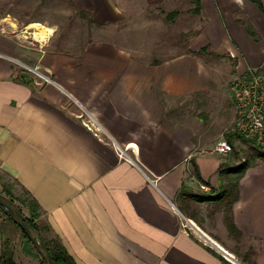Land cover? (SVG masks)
<instances>
[{"label":"crops","instance_id":"1","mask_svg":"<svg viewBox=\"0 0 264 264\" xmlns=\"http://www.w3.org/2000/svg\"><path fill=\"white\" fill-rule=\"evenodd\" d=\"M193 10L200 26L192 36L182 26L180 42L171 29L164 41L151 30L148 45L102 38L78 54L0 32V172L33 199L36 223L76 264H238L222 244L240 245L242 264H264V163L254 157L237 178L238 149L213 151L235 134L230 81L264 72V12L249 0H200ZM33 70L44 81L17 76ZM227 200L238 235L225 224ZM179 207L197 212L195 226L232 257L185 229ZM5 240L0 233V254ZM13 252L15 264H39L22 241Z\"/></svg>","mask_w":264,"mask_h":264},{"label":"rangeland","instance_id":"2","mask_svg":"<svg viewBox=\"0 0 264 264\" xmlns=\"http://www.w3.org/2000/svg\"><path fill=\"white\" fill-rule=\"evenodd\" d=\"M156 1L158 3L154 5H137L135 0H0V32L12 35L30 48L49 47L50 50L69 54H78L88 42L102 38L111 39L112 37L115 38L114 40L122 41L126 46H135L136 43L148 45L151 30H156L153 33L161 36L164 41L166 29H171L174 31L175 41L180 42L179 32L181 27L187 23L190 26L191 36L197 32L201 20H198V17L190 12L194 8V0ZM106 4L114 13L112 18L104 15L103 5L106 6ZM172 10L178 11L180 16L173 20H167L165 16ZM149 20L151 22H148ZM32 24H41L52 30L45 42L33 38L31 35L33 29L30 27ZM134 29L137 31V37ZM202 54L211 62H220L221 56L215 53L205 50ZM147 57L151 60L155 58L151 54H147ZM25 73L32 84L35 79L44 81V76L35 70ZM70 108L76 111L74 106H70ZM229 140L233 147L232 152L236 148L239 151V153L236 152L240 154L239 157H244L243 163L249 165L254 162L253 159L258 150L252 143L245 141L236 134H233ZM3 189L10 191L22 215L28 217V211L32 206L30 196L20 189L10 177L0 172L1 193H3ZM222 209L224 216L229 213V200L224 202ZM180 211L187 219L186 224L190 225V222H193L194 225L202 228L197 218L191 217V215L197 216V212L194 210L187 212L181 208ZM213 212V207L211 210L201 211L202 215L207 214L208 216H213ZM39 226L42 227V224ZM42 232L46 239L53 236L51 232L44 230ZM0 233L13 247H19L22 241L34 251L38 260L40 259L32 245L23 238L19 228L8 220L2 209H0ZM221 246L233 255L238 264H242L243 260L240 262V257L234 253L241 249L240 245L235 244L234 247H230L229 244H222Z\"/></svg>","mask_w":264,"mask_h":264},{"label":"built area","instance_id":"3","mask_svg":"<svg viewBox=\"0 0 264 264\" xmlns=\"http://www.w3.org/2000/svg\"><path fill=\"white\" fill-rule=\"evenodd\" d=\"M229 93L234 103L235 119L231 131L264 152V72L259 69H248L244 74L235 75L229 84ZM232 144L225 137H221L214 144L213 151L221 156L232 152ZM119 157H125L123 152H118ZM201 189L207 190L204 185ZM183 218V227L188 228L198 235L205 244L214 246L223 256L224 251L217 243L207 237L194 224H186ZM187 222V221H186Z\"/></svg>","mask_w":264,"mask_h":264},{"label":"trees","instance_id":"4","mask_svg":"<svg viewBox=\"0 0 264 264\" xmlns=\"http://www.w3.org/2000/svg\"><path fill=\"white\" fill-rule=\"evenodd\" d=\"M249 1L253 2L262 12H264V5H262L261 0H249ZM194 2H195V5H194L193 12L194 13H197V11H199V9H200V0H194ZM177 14H178L177 11L169 12L166 15V18L172 19ZM17 76H26V73L23 74V73H21L19 71L18 74H17ZM228 139H229V137H228ZM255 158L258 159L260 162L264 163V152H258V153H256ZM247 166H248L247 163H242V164H240V165H238L236 167L235 170H236V173L238 175L237 178L240 177V175L242 174V172L244 171V169ZM2 191H3V193L7 197H9V198H11L13 200L12 195H11V193H10V191L8 189L7 190L3 189ZM184 196L190 198L191 200H193L195 202L220 201L222 199V195L221 194L220 195H217V196H214V197L198 196V195H192V194H188V195H184ZM31 200H32V206H31V208L28 211V214H29L28 217H25L24 216L25 217V220L30 225H32L36 230L39 231L41 237L44 240L45 245L47 246V249H48V251H49V253L51 255V258L54 261V263L55 264H76L75 261L73 260V258L68 254V252L66 251V249L64 248V246L61 244V242H60V240H59V238L57 236L53 235L49 239H46L43 236L42 230L47 231V232H51V229H50V227L48 225L42 224V227H40L39 224L36 223V219L38 217L37 204L33 201V199H31ZM6 217L8 218V220L10 222H12L7 215H6ZM12 224H14V223L12 222ZM225 224H226L227 229H228V231H229V233L231 235H233V236L234 235H238L237 231L235 230V228H234V226H233V224L231 222V218H230V215L229 214H227L225 216ZM14 225L17 226L16 224H14ZM21 234H22L23 238L29 244H31L30 241L26 238V236L22 233V231H21ZM13 255H14V252H13L12 245L8 242V240H5L3 242V244H2V251H1V254H0V264H15ZM39 264H44L41 259H39Z\"/></svg>","mask_w":264,"mask_h":264},{"label":"water","instance_id":"5","mask_svg":"<svg viewBox=\"0 0 264 264\" xmlns=\"http://www.w3.org/2000/svg\"><path fill=\"white\" fill-rule=\"evenodd\" d=\"M0 208L9 217V219L19 227L22 233L30 241L32 247L40 257V259L43 261V263L55 264L39 231L25 220V217L22 215L18 205L11 198L7 197L1 192Z\"/></svg>","mask_w":264,"mask_h":264},{"label":"bare ground","instance_id":"6","mask_svg":"<svg viewBox=\"0 0 264 264\" xmlns=\"http://www.w3.org/2000/svg\"><path fill=\"white\" fill-rule=\"evenodd\" d=\"M30 27L33 29V32H31V35L33 36L34 39H36L37 41H40V42H45L47 40V38L49 37L50 33L52 32V30L50 28H46V27L42 26L41 24H32ZM225 253L229 257H232L227 252H225Z\"/></svg>","mask_w":264,"mask_h":264}]
</instances>
